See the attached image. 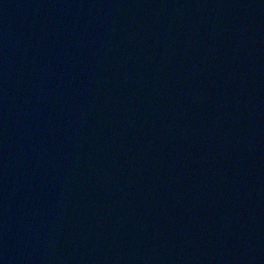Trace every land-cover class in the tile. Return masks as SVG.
<instances>
[{
	"label": "water",
	"instance_id": "1",
	"mask_svg": "<svg viewBox=\"0 0 264 264\" xmlns=\"http://www.w3.org/2000/svg\"><path fill=\"white\" fill-rule=\"evenodd\" d=\"M0 264H264V0H0Z\"/></svg>",
	"mask_w": 264,
	"mask_h": 264
}]
</instances>
